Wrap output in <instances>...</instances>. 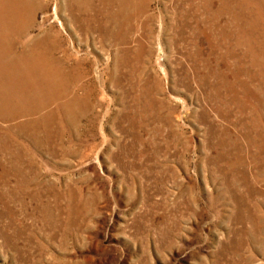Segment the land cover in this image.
<instances>
[{
  "label": "rangeland",
  "instance_id": "obj_1",
  "mask_svg": "<svg viewBox=\"0 0 264 264\" xmlns=\"http://www.w3.org/2000/svg\"><path fill=\"white\" fill-rule=\"evenodd\" d=\"M19 1L24 36L0 19V264H264V0ZM43 29L63 78L15 82Z\"/></svg>",
  "mask_w": 264,
  "mask_h": 264
},
{
  "label": "bare ground",
  "instance_id": "obj_2",
  "mask_svg": "<svg viewBox=\"0 0 264 264\" xmlns=\"http://www.w3.org/2000/svg\"><path fill=\"white\" fill-rule=\"evenodd\" d=\"M14 1L16 3L11 4V7L8 10L9 15H1L0 19L12 20L14 22L13 33L16 36H24L27 33L26 30L29 29L30 24H32L30 21H33V18L32 16H27V14H29L26 8L27 6H25L22 1ZM34 8L35 7L32 5L29 7L30 11H32ZM53 34L51 35L49 32L44 31L43 29L35 39L32 38L31 41H28L25 44L10 43L6 46L7 49H14L18 45V47L22 49L21 51L24 52L28 58V60L24 62V73L22 72L23 70L19 68L23 63L20 61L17 62L18 58L13 59L12 65H17L15 82H17V79L19 78L24 79V77H26L31 81V83L33 82L34 87L38 88L41 87V82H37L39 79L42 80V85L44 86L45 84L46 87L48 84L52 85L50 83L51 81H60L63 78L64 73L62 71V64L70 60V55L63 50L62 40L58 37V35ZM56 53L60 56H56ZM20 72L23 73L22 76L20 75ZM19 83L21 86L24 82L20 81Z\"/></svg>",
  "mask_w": 264,
  "mask_h": 264
}]
</instances>
